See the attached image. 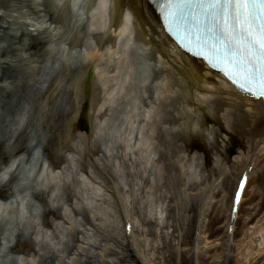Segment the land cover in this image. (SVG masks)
I'll return each mask as SVG.
<instances>
[{
  "label": "bare ground",
  "instance_id": "obj_1",
  "mask_svg": "<svg viewBox=\"0 0 264 264\" xmlns=\"http://www.w3.org/2000/svg\"><path fill=\"white\" fill-rule=\"evenodd\" d=\"M78 1L0 0V196L3 195L4 201L15 197L11 186L19 180L17 172L23 162L32 160L35 146L43 148L55 167L64 161V155L52 152L50 146L60 144L63 128L76 111L81 113L85 102L90 104L89 114L94 122L115 111L125 113V107L129 106L130 119L135 123L139 118L138 128L144 130L141 132L143 138L139 137L140 131L134 134L126 127L119 136V148L122 149L121 154L118 152L119 158L125 161V154H122L128 146L142 154L157 152V164L161 165L160 172L155 175L157 191L161 198L169 200L168 214L174 233L168 244L167 238L163 237V246L157 248L158 256L151 258L147 254V240L142 245L137 244V226L131 212L125 210L128 206L119 197L120 189L114 184L115 178L103 170L120 208L124 226L122 249L110 255L111 261H102L93 255L88 256L84 264H264V102L238 93L222 77L209 71L202 61L179 50L166 37L155 10L147 1L81 0L80 6ZM24 21L37 27L31 30ZM85 38L93 39L94 44L89 45ZM54 41L65 44L62 51H56L54 46L45 48ZM132 41L142 44L140 50L149 52L153 59L152 81L148 89L145 88L147 79L138 69L139 61L131 59L135 53ZM44 54H60L61 60L58 69L45 80L46 88L39 89L36 87L39 79L34 74L29 75L25 65H30L34 73L40 72L42 67L37 63ZM85 80L89 82L88 88H84ZM163 83L168 89L172 85L176 88L173 87L172 92L163 91ZM117 86L119 91L113 96ZM153 88H159L156 97L149 92ZM49 92L56 95L49 97ZM136 101L142 106L138 113H135ZM156 101L162 107L163 119L157 128L151 111ZM187 106L202 116L201 127L209 122L211 109L215 114L222 112L224 117L231 119L242 137L241 149L246 155L233 165L234 172L232 169L227 172L223 164L213 163L212 153L206 149L204 171L208 176L188 186L184 194L192 199L190 203L177 204L172 186L183 181L180 164L185 159L179 154L193 149L188 139L193 132L186 125L194 114ZM184 112L187 113L186 119L182 116ZM8 118L13 127L3 133ZM95 134L94 129L85 140ZM214 134L218 136L217 131ZM212 147L216 148L215 142ZM85 150L91 156L100 151L96 144L88 145ZM228 152L225 147L220 156L229 164ZM22 153L17 165L5 172L8 176L2 177V165L7 157H18ZM94 164L98 168L97 163ZM83 170L88 171L84 165ZM245 172L249 182L239 212L232 219L231 199ZM219 176H223V189L215 193L218 185L208 186L206 180ZM252 183L256 184V191L250 198L253 206L248 209L246 218L241 219ZM64 190L67 200L72 201L71 188L65 186ZM19 191L22 193L23 188ZM30 192L43 204L44 225L52 228L49 217L61 219L59 210L51 208L44 191L31 189ZM220 192L224 195L218 208V203H204L210 193L215 197ZM83 218L90 223L86 214ZM3 225L0 222V230ZM249 225H255L252 233ZM128 226H131L129 233ZM32 234L15 229L7 239L9 251L39 254ZM241 236L244 239L237 243ZM77 237H74L76 242L79 241ZM54 263L55 259L49 253L39 254L38 264Z\"/></svg>",
  "mask_w": 264,
  "mask_h": 264
},
{
  "label": "rangeland",
  "instance_id": "obj_2",
  "mask_svg": "<svg viewBox=\"0 0 264 264\" xmlns=\"http://www.w3.org/2000/svg\"><path fill=\"white\" fill-rule=\"evenodd\" d=\"M85 41L89 45L94 44V40L91 38H85ZM141 45L132 41L131 46L135 53L131 59L139 61L138 69L147 79L145 83V88H147L152 81L151 66L153 59H151L149 52L140 50ZM53 46L56 51H62L65 44L54 41L48 43L45 48ZM60 60V54L45 55L37 63L42 67L41 71L38 72L37 70L35 73L30 65H25L27 66V73L29 75L34 74L39 79L36 87L39 89L46 88L47 84L44 82L50 73L58 69ZM32 66H35V64H32ZM164 84L166 83H163V91H173L174 85L168 89L167 85ZM88 86L89 82L85 80L84 88H88ZM118 89L119 86L115 89L113 96L117 95ZM158 90L159 88H153L149 92L156 97ZM146 93L148 95V92ZM48 95L52 97L56 94L49 92ZM135 106L137 107L135 113L140 112V107H142L140 103L136 101ZM78 107L77 105L76 109ZM125 108L127 109L125 113L115 111L103 119H96V122H94L89 114L90 104L85 102L82 110L86 111L85 121H87L86 128L88 131H83L84 128L77 123L83 111L81 110L80 114H77L76 111L72 119L68 121L67 126L62 130L63 134L59 139L60 144L57 147L50 146L52 152L64 155V161L60 162L58 167L50 162L46 152L40 145L34 147L32 160L23 162L21 169L17 172L19 180L11 186L15 197L11 201H4L3 195L0 196V222L4 224L0 230V264H38L39 254L43 255L44 253L53 256V259H55L54 264H84L88 256L95 255L102 261H111L110 255L118 251L121 252L124 226L120 217V208L111 189L108 187L109 180L103 170L105 172L109 171L115 178L114 184L120 189L119 197H122L128 206V209L125 208V210L127 213L131 212L137 226L135 232L137 244L142 245L147 240V254L151 258H155L158 256V246L162 247L165 241L163 237L167 238L166 244L169 243L170 236L174 233V226L168 214L169 200H165L164 197L161 198L157 191L159 189L156 184L157 176L155 175L161 169V165L157 164L159 157L157 152L148 151L147 154H142L128 146L122 154L123 156L125 154V161L119 158L122 153V149L119 148L121 142L119 136L123 134L126 127L130 128L134 134L140 131V138H143L141 132H144V130L138 128L139 118L135 123L130 119L131 113L128 114V112L131 107L126 106ZM152 108V116L156 118L154 127L157 128L163 122L161 117L162 107H160L159 101H156ZM186 108L194 114L190 123L186 125L193 132L188 136L193 149L189 153L181 151L179 154L182 159H185L181 161V164L179 163L182 165L183 181L180 184L177 183L174 187L172 186V193L177 197V204L190 203L192 199L185 196L184 192L191 183L205 179L208 176V173L204 171V151L206 149L212 153L213 163L223 164V168L227 172H230L233 165L246 155V152L241 149L242 137L237 133L231 119L228 120L224 117L222 112L215 114L214 109H211L209 122L201 127L202 116L194 113V109L188 106ZM182 116L186 119L187 113L184 112ZM12 127L13 123L8 118L4 123L3 133L9 132ZM94 129L96 130L95 136L85 140V137H88ZM214 131L218 132V136L214 134ZM213 142L216 143L215 149L212 147ZM94 144L100 149L98 155H88L85 149L88 145L92 146ZM179 145L182 144L179 143ZM234 146L238 147L235 151H233ZM225 147L229 150L228 158L231 162L229 164L220 156L221 153L224 154ZM21 156H23V153L18 157H7L2 165V177L6 178L8 176L5 172L17 165V161ZM94 162L97 163L98 168ZM83 165L88 170L87 172L83 170ZM231 171L234 172L233 169ZM222 180L223 176H219L209 181L206 180V183L208 186L213 183H215L214 186L218 185L214 191L217 193L218 190L223 189ZM65 186L71 188L73 192L72 201L66 198ZM22 188L23 192L21 193L19 189ZM31 189L44 191L51 208L59 210L61 219L57 220L49 217V220L53 223L52 228L44 225L43 204L31 196ZM163 191L165 192V189ZM255 191L256 184L252 183L246 196L247 201L244 203L240 214L241 219H245L248 209L252 208L253 204L250 203V198ZM223 195L224 193L220 192L214 197L213 193H210L204 203H218L216 207L218 208L221 205L220 200ZM84 214L88 216L90 223L85 221ZM254 227L255 225H249L250 233L255 230ZM18 228L28 234H32L34 231L32 241L35 250L39 254L29 253L24 255L9 251L7 239ZM149 232H152V234L149 235ZM244 232H246L245 229ZM75 236H78V242L74 240ZM243 239L244 236L239 237L237 243Z\"/></svg>",
  "mask_w": 264,
  "mask_h": 264
},
{
  "label": "snow or ice",
  "instance_id": "obj_3",
  "mask_svg": "<svg viewBox=\"0 0 264 264\" xmlns=\"http://www.w3.org/2000/svg\"><path fill=\"white\" fill-rule=\"evenodd\" d=\"M164 9L213 67L264 100V0H165Z\"/></svg>",
  "mask_w": 264,
  "mask_h": 264
},
{
  "label": "trees",
  "instance_id": "obj_4",
  "mask_svg": "<svg viewBox=\"0 0 264 264\" xmlns=\"http://www.w3.org/2000/svg\"><path fill=\"white\" fill-rule=\"evenodd\" d=\"M236 149H237V147H236V146H234V147H233V151H235ZM234 153H235V152H234Z\"/></svg>",
  "mask_w": 264,
  "mask_h": 264
}]
</instances>
